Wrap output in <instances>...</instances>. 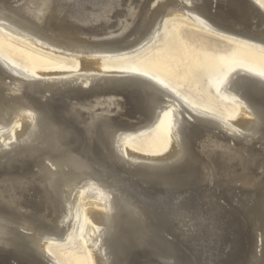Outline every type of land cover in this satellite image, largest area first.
<instances>
[{"label": "bare ground", "instance_id": "obj_1", "mask_svg": "<svg viewBox=\"0 0 264 264\" xmlns=\"http://www.w3.org/2000/svg\"><path fill=\"white\" fill-rule=\"evenodd\" d=\"M172 17L264 47L258 0H0V29L67 63L0 53V264H60L71 236L93 264H264V73L219 84L232 117L108 61ZM164 114L165 152L134 150Z\"/></svg>", "mask_w": 264, "mask_h": 264}, {"label": "rangeland", "instance_id": "obj_2", "mask_svg": "<svg viewBox=\"0 0 264 264\" xmlns=\"http://www.w3.org/2000/svg\"><path fill=\"white\" fill-rule=\"evenodd\" d=\"M264 6V0H258ZM0 53L23 69H62L66 59L41 50L0 29ZM118 66L155 78L208 107L217 114L235 117L238 106L219 96V84L236 65L264 73V47L234 37H224L175 17L150 44L128 58H113ZM170 117L164 114L149 131L129 139L137 152L164 153L169 146ZM60 264H93L84 239L71 236L50 249ZM13 263V262H12Z\"/></svg>", "mask_w": 264, "mask_h": 264}]
</instances>
